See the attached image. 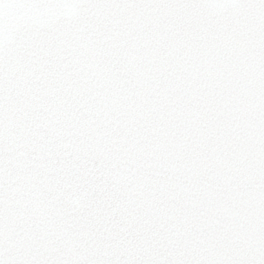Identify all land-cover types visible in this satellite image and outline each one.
Here are the masks:
<instances>
[{
    "label": "snow or ice",
    "instance_id": "snow-or-ice-1",
    "mask_svg": "<svg viewBox=\"0 0 264 264\" xmlns=\"http://www.w3.org/2000/svg\"><path fill=\"white\" fill-rule=\"evenodd\" d=\"M0 264H264V0H0Z\"/></svg>",
    "mask_w": 264,
    "mask_h": 264
}]
</instances>
